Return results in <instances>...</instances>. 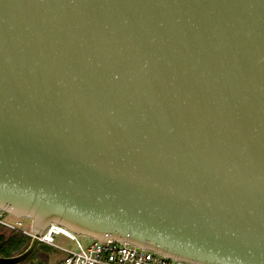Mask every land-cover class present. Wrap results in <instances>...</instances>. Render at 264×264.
<instances>
[{
    "label": "water",
    "instance_id": "1",
    "mask_svg": "<svg viewBox=\"0 0 264 264\" xmlns=\"http://www.w3.org/2000/svg\"><path fill=\"white\" fill-rule=\"evenodd\" d=\"M0 210L264 264V0H0Z\"/></svg>",
    "mask_w": 264,
    "mask_h": 264
},
{
    "label": "built area",
    "instance_id": "2",
    "mask_svg": "<svg viewBox=\"0 0 264 264\" xmlns=\"http://www.w3.org/2000/svg\"><path fill=\"white\" fill-rule=\"evenodd\" d=\"M12 218L13 221L9 219ZM25 218H18L0 210V233H21L31 239L35 236L32 224H25ZM63 235L75 240L77 245L67 250V255L52 264H193L174 260L154 251L133 246L127 242L109 239L102 242L91 238L92 242L84 246L78 235L58 224H50L38 237L39 243L66 250L56 243V237ZM87 237V236H86Z\"/></svg>",
    "mask_w": 264,
    "mask_h": 264
},
{
    "label": "rangeland",
    "instance_id": "3",
    "mask_svg": "<svg viewBox=\"0 0 264 264\" xmlns=\"http://www.w3.org/2000/svg\"><path fill=\"white\" fill-rule=\"evenodd\" d=\"M9 220L13 221L12 218H10ZM24 222H25V224H30V220H28V219H25ZM78 239L81 241V243L84 246H88L92 242L91 238L86 237L84 235H78ZM56 243L60 247L66 249V250L58 249L56 247H51V246L39 243L34 252H39V253L46 255L48 257V262L46 264H52V263L56 262L57 260L63 259L68 254L67 250H72L77 245L75 240H72L69 237H66L63 235H58L56 237ZM32 254L27 258L28 261L24 262L25 261L24 260L18 264H41L39 259L36 258V256L32 255Z\"/></svg>",
    "mask_w": 264,
    "mask_h": 264
},
{
    "label": "trees",
    "instance_id": "4",
    "mask_svg": "<svg viewBox=\"0 0 264 264\" xmlns=\"http://www.w3.org/2000/svg\"><path fill=\"white\" fill-rule=\"evenodd\" d=\"M31 238L21 233H0V256L13 257L23 253L30 245ZM41 264L48 262V257L42 253L34 252ZM28 261L26 259L24 262Z\"/></svg>",
    "mask_w": 264,
    "mask_h": 264
}]
</instances>
